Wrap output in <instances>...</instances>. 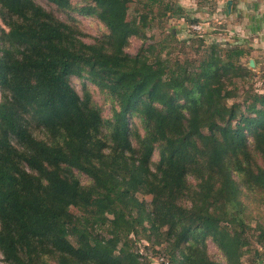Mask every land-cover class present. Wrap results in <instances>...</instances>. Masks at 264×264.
<instances>
[{"label": "trees", "instance_id": "trees-1", "mask_svg": "<svg viewBox=\"0 0 264 264\" xmlns=\"http://www.w3.org/2000/svg\"><path fill=\"white\" fill-rule=\"evenodd\" d=\"M47 1L67 21L34 0H0V21L16 28L15 37L0 28L4 264H220L207 238L225 264H257L264 91L244 86L255 77L241 62L249 51L205 46L200 33L179 39L174 28L145 42L157 17L184 16L175 0H139L131 18L132 0ZM75 14L106 31L85 42ZM131 37L142 39L134 54ZM84 80L106 95L111 117Z\"/></svg>", "mask_w": 264, "mask_h": 264}, {"label": "rangeland", "instance_id": "rangeland-1", "mask_svg": "<svg viewBox=\"0 0 264 264\" xmlns=\"http://www.w3.org/2000/svg\"><path fill=\"white\" fill-rule=\"evenodd\" d=\"M37 4L41 5L44 9L48 11H53L57 17L63 21H67L68 14L65 11L59 10L56 8L55 5L49 3L47 0H34ZM72 3L78 4L79 0H71ZM177 5H180L183 9V17H170V18H160L156 19L153 22V28L146 30L148 39L145 42H150L152 39L160 38L162 37V34L164 32L170 31V29H175L177 31V37L179 39H185L192 37L194 35L197 36L196 33H200L202 39H204V45L207 46L211 43L218 44L220 48L226 49L234 46H239L242 48L247 49L249 52L247 55L243 56L241 58L242 64L248 66L250 69L253 70L255 73V77L249 81V83H246L244 85L245 87H248L249 85H252L258 91L262 92L264 91V45L260 47H252L249 46L250 44L248 41H238L235 40L232 34H229L227 31L224 30V27L227 25L226 18L224 19L225 13H222V10L219 15H214L211 12L212 5L209 4V0H175ZM228 1V0H227ZM231 1V0H230ZM225 5V4H224ZM226 8L230 9L231 4L229 7H227L226 2ZM139 0H132V3H130L129 9H128V18L134 17L136 14V10L140 8ZM76 15V18L78 19V24L82 31L85 33V36L83 37V40L87 43H92L96 38L100 37L105 31L106 28L104 25L98 21L96 18L91 16H83V15ZM191 20H197L196 23H191ZM193 24H200L202 26L201 31H194L191 28V25ZM0 28L3 29L4 32H6L11 37H15L16 34V28L15 27H7L0 21ZM194 31V32H193ZM151 35H154L151 37ZM242 38V37H240ZM196 39V38H194ZM247 40V39H245ZM142 39H139L138 37H131L130 43L128 47L125 49L126 52L130 54H134L138 48L141 46ZM193 47L204 48L205 46H200V44L197 43V41L194 42ZM190 53V57H198V55H195L193 52L194 50H188ZM247 52V51H246ZM195 55V56H194ZM250 60L254 61L253 65H250ZM85 85L89 88V91L91 92L92 99L94 102L101 108L102 115L105 118L111 117V106L110 103L106 100V95L99 90L98 87H96L94 84H91L87 80H84ZM71 83L74 86V88L79 92L82 93V87H83V80L79 78H72ZM243 93H238L237 96H235L233 99H229L228 103H231L233 101H242L244 98ZM0 99H1V89H0ZM131 122L135 123V127L139 129V132L141 134L144 133L143 129L141 128V122L133 118L131 119ZM157 152L153 155V160H157ZM73 174L80 180V183L82 185H87L89 181V177H87L85 174L78 172L76 170L73 171ZM146 199L149 201L150 197L146 196ZM261 210H264V204L260 206ZM254 223L252 222V225ZM134 239V237H133ZM136 239V241H135ZM134 239V246L139 248L144 252V246L147 245L145 240L140 238ZM251 244L252 247L257 248L260 253H262L259 256V261L257 264H264V246L258 245L255 242V238H251ZM164 243L155 245L156 248L160 249ZM155 248V249H156ZM205 249L207 251V254L212 260H215L219 262L220 264H225V261L222 257L221 252L218 250L217 245L210 239L207 238L205 241ZM2 254L0 253V264H4L2 260ZM149 260L151 264H158V258L155 256L149 257ZM245 262V260H244ZM245 264V263H243Z\"/></svg>", "mask_w": 264, "mask_h": 264}, {"label": "crops", "instance_id": "crops-1", "mask_svg": "<svg viewBox=\"0 0 264 264\" xmlns=\"http://www.w3.org/2000/svg\"><path fill=\"white\" fill-rule=\"evenodd\" d=\"M208 2L212 5L214 18L221 10L225 13L227 25L224 30L232 34L235 40L248 41L252 47L264 45V0H231L230 9L225 6L227 0Z\"/></svg>", "mask_w": 264, "mask_h": 264}, {"label": "built area", "instance_id": "built-area-1", "mask_svg": "<svg viewBox=\"0 0 264 264\" xmlns=\"http://www.w3.org/2000/svg\"><path fill=\"white\" fill-rule=\"evenodd\" d=\"M191 28L194 30V31H201L202 30V26L200 24H193L191 25ZM158 261L162 264H169L166 260H164L163 257H159L158 258Z\"/></svg>", "mask_w": 264, "mask_h": 264}, {"label": "water", "instance_id": "water-1", "mask_svg": "<svg viewBox=\"0 0 264 264\" xmlns=\"http://www.w3.org/2000/svg\"><path fill=\"white\" fill-rule=\"evenodd\" d=\"M231 4V1L230 0H228L227 1V7H229V5ZM250 65H253L254 64V61L253 60H250Z\"/></svg>", "mask_w": 264, "mask_h": 264}]
</instances>
